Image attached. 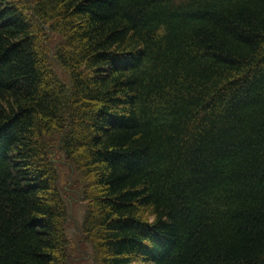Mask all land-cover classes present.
Instances as JSON below:
<instances>
[{"label": "trees", "instance_id": "trees-1", "mask_svg": "<svg viewBox=\"0 0 264 264\" xmlns=\"http://www.w3.org/2000/svg\"><path fill=\"white\" fill-rule=\"evenodd\" d=\"M76 201L91 264H264V0H0V264Z\"/></svg>", "mask_w": 264, "mask_h": 264}, {"label": "rangeland", "instance_id": "rangeland-1", "mask_svg": "<svg viewBox=\"0 0 264 264\" xmlns=\"http://www.w3.org/2000/svg\"><path fill=\"white\" fill-rule=\"evenodd\" d=\"M60 169V188L64 191V196L66 199L75 197L76 190L69 186L68 184V176L69 171L64 167H59ZM76 199V197L74 198ZM71 219L67 231L68 239H69V264H91L90 261V247L87 246L81 236L79 227L83 220L84 215V206L82 203L73 202L71 204L70 209Z\"/></svg>", "mask_w": 264, "mask_h": 264}, {"label": "water", "instance_id": "water-1", "mask_svg": "<svg viewBox=\"0 0 264 264\" xmlns=\"http://www.w3.org/2000/svg\"><path fill=\"white\" fill-rule=\"evenodd\" d=\"M64 133L62 134V137H63ZM59 149V148H58ZM71 205V204H70Z\"/></svg>", "mask_w": 264, "mask_h": 264}]
</instances>
